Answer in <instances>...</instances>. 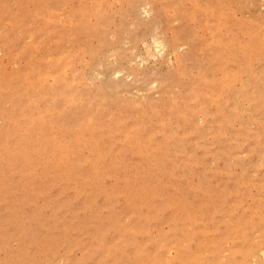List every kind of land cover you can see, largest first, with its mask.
Masks as SVG:
<instances>
[{"label":"rangeland","instance_id":"374dc122","mask_svg":"<svg viewBox=\"0 0 264 264\" xmlns=\"http://www.w3.org/2000/svg\"><path fill=\"white\" fill-rule=\"evenodd\" d=\"M0 264H264V0H0Z\"/></svg>","mask_w":264,"mask_h":264},{"label":"bare ground","instance_id":"6f19581e","mask_svg":"<svg viewBox=\"0 0 264 264\" xmlns=\"http://www.w3.org/2000/svg\"><path fill=\"white\" fill-rule=\"evenodd\" d=\"M158 39V38H157ZM156 38H154L153 39V43H154V45L156 46V47H160V48H162L163 46H162V43L159 41V40H157Z\"/></svg>","mask_w":264,"mask_h":264}]
</instances>
